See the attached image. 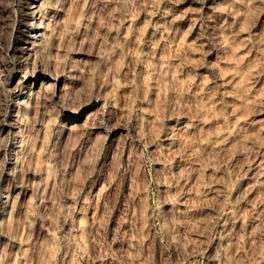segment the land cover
Returning a JSON list of instances; mask_svg holds the SVG:
<instances>
[{
    "label": "rangeland",
    "instance_id": "obj_1",
    "mask_svg": "<svg viewBox=\"0 0 264 264\" xmlns=\"http://www.w3.org/2000/svg\"><path fill=\"white\" fill-rule=\"evenodd\" d=\"M25 1L0 0V264H264V0H39L17 71Z\"/></svg>",
    "mask_w": 264,
    "mask_h": 264
},
{
    "label": "bare ground",
    "instance_id": "obj_2",
    "mask_svg": "<svg viewBox=\"0 0 264 264\" xmlns=\"http://www.w3.org/2000/svg\"><path fill=\"white\" fill-rule=\"evenodd\" d=\"M38 1L39 0H35V2H33V3H28L25 1V2H20L19 4H16V6L18 7L17 10L19 12V16L16 20V26H18V28L24 27L26 29L25 31L21 30L22 31L21 33L25 34V38L23 40H18L16 42V44L14 45L15 46L14 49L15 50L18 49L20 51V54L17 57L18 58L17 62L15 63V69L17 71L24 69V67H26L28 65L26 58H25V56L27 54L26 53L27 45H25V44L30 43L29 39H34L36 37V34H37L36 32H38V30L41 29V24L38 22V19L36 20V17H35V15L38 11V8L34 4H36V2H38ZM23 3H24V5H23ZM33 27H34V30L32 33V32H30V30ZM48 85L51 87L50 92L52 91V93L54 95L55 94V89H54L55 84H48Z\"/></svg>",
    "mask_w": 264,
    "mask_h": 264
}]
</instances>
